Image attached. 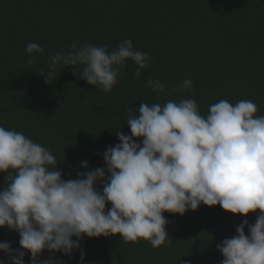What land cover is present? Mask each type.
Returning a JSON list of instances; mask_svg holds the SVG:
<instances>
[{"label": "trees", "instance_id": "1", "mask_svg": "<svg viewBox=\"0 0 264 264\" xmlns=\"http://www.w3.org/2000/svg\"><path fill=\"white\" fill-rule=\"evenodd\" d=\"M125 39L152 59L140 77L131 60L118 83L105 93L88 85L82 66L57 70L45 82L47 57L71 50L73 43L116 48ZM44 48L28 64L25 47ZM191 89L179 88L184 79ZM160 80L165 91L146 86ZM177 91L173 92L172 89ZM193 99L206 116L219 100H251L264 116V6L260 0H0V125L42 144L57 160L62 179L104 167L102 153L119 143L115 133L130 135L128 108ZM140 141L137 139L136 141ZM86 161L88 167L80 164ZM5 173H0V184ZM102 192V187L97 185ZM111 205H106V211ZM169 242L153 248L148 241L125 242L112 237H84V264H220L216 245L235 235L245 219L254 224L259 210L247 216L201 204L183 216L163 213ZM248 235V228L244 229ZM73 239H75L73 237ZM20 250L19 235L0 228V242ZM6 254L0 252V258ZM31 254L24 256L29 264ZM39 261L80 264L44 250Z\"/></svg>", "mask_w": 264, "mask_h": 264}, {"label": "clouds", "instance_id": "2", "mask_svg": "<svg viewBox=\"0 0 264 264\" xmlns=\"http://www.w3.org/2000/svg\"><path fill=\"white\" fill-rule=\"evenodd\" d=\"M44 51L28 42L27 63H34L33 53ZM151 59L130 39L111 51L107 45L73 43L70 51L49 55L47 71L39 74L46 73L50 83L58 69L72 66L75 74L80 65V78L108 93L127 61L134 62V75L140 77ZM146 86L165 91L160 80L149 79ZM179 88L191 89L192 81L184 79ZM127 111L136 113L127 120L131 134L116 131L119 143L102 153L104 167L78 172L77 179L67 181L48 148L0 125V173H5L0 228L18 233L20 246L16 250L0 242L6 254L0 264H25L26 253L31 254L29 264H53L38 260L44 250L69 257L80 250L84 264L80 241L85 236L119 234L125 242L145 240L158 248L171 240L163 213L183 216L201 204L242 216L259 210L254 224L243 220L216 249L223 257L220 264H264V116L256 115L257 105L222 99L203 116L195 100L183 99L142 102ZM80 167L87 168V162Z\"/></svg>", "mask_w": 264, "mask_h": 264}, {"label": "water", "instance_id": "3", "mask_svg": "<svg viewBox=\"0 0 264 264\" xmlns=\"http://www.w3.org/2000/svg\"><path fill=\"white\" fill-rule=\"evenodd\" d=\"M261 1V3L263 4V6H264V0H260Z\"/></svg>", "mask_w": 264, "mask_h": 264}]
</instances>
